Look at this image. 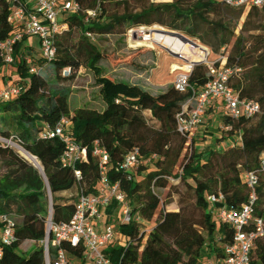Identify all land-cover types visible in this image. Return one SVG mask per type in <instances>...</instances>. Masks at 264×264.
I'll list each match as a JSON object with an SVG mask.
<instances>
[{
	"label": "trees",
	"instance_id": "obj_1",
	"mask_svg": "<svg viewBox=\"0 0 264 264\" xmlns=\"http://www.w3.org/2000/svg\"><path fill=\"white\" fill-rule=\"evenodd\" d=\"M98 1L94 17H87L85 10L94 9L97 0H76L81 10L63 15L67 27L55 38L51 62L46 63L26 37L14 46L11 64L4 66L0 58V70L11 68L22 85L18 96L0 102V137L18 143L40 162L43 171L42 177L11 147L0 143V214L11 217L15 236L11 246H0V264H44L40 242L45 233L48 193L52 220L67 222L80 195L97 194L101 176L99 160L93 154L95 148L107 153L108 182L119 185L132 211L144 221L114 224L129 241L109 246L106 254L113 264H201L206 254L219 257V246L230 243L232 235L227 226L213 220L207 197L221 195L229 209L239 208L248 195L240 175L255 169L259 156L264 154V6L244 9L225 6L219 0L159 4L136 0L140 2L138 10L131 11L130 0ZM109 1L125 10L106 14ZM8 16L9 4L0 0V41L17 29ZM152 25L179 31L207 47L210 54H224L226 67L240 69L230 76L228 85L240 99L254 100L260 107L249 118L222 117V129L230 128L223 130L227 139L239 136L240 144L223 151L200 152L193 147L192 138L188 147L185 137L177 131L176 115L189 93H179L173 85L151 95L137 85L103 78L99 80L102 110L70 108V89L60 82L72 80L80 67L99 73L98 63L104 59V52L90 40ZM75 30L79 36L74 42ZM26 58L31 59L33 72L25 64ZM66 70L69 73L62 76ZM209 80L204 64L194 66L188 77L194 90L202 89ZM145 113L150 114L155 125L149 124ZM62 118L71 123L74 141L86 150L85 161L75 167L80 172L79 180L72 169L60 164L64 143L57 137H40L43 126L54 128ZM133 150H138L141 157L155 155L151 167L131 172L119 169L125 155ZM173 177L179 178L177 186L168 182ZM262 189L264 173L256 188L255 212L260 217H264ZM73 190L75 196L71 199L62 197ZM163 190L164 198L159 194ZM171 190L178 194L177 207L168 209ZM115 208V202L107 208L106 223ZM24 242L36 245L26 257L18 253ZM67 250L81 254L79 249ZM254 251L253 264H264V241L257 240Z\"/></svg>",
	"mask_w": 264,
	"mask_h": 264
},
{
	"label": "built area",
	"instance_id": "obj_2",
	"mask_svg": "<svg viewBox=\"0 0 264 264\" xmlns=\"http://www.w3.org/2000/svg\"><path fill=\"white\" fill-rule=\"evenodd\" d=\"M6 1L9 4L8 21L17 29L10 37L0 41V58L3 65L7 66L13 62L14 46L24 37L35 38L41 58L46 63L51 62L55 57V38L67 27L63 21V15L78 13L81 10L80 4L76 0ZM219 1L232 8L249 9L264 6V0ZM98 2L97 0L94 9L85 10L87 17L96 15L99 9ZM137 29H129L126 32L128 45H138V42L143 41L142 31L139 34ZM87 36L90 35L87 34ZM204 51L205 56L199 62L207 67L210 80L202 89L194 90L188 83L189 74L194 67L192 62H186L183 67H176L172 81L176 91L182 94L189 93L176 115L177 131L185 137L186 145L191 143L202 116L215 102L221 103L223 117L232 120L240 117L249 118L260 111L256 101L240 99L228 85L230 76L238 73L240 69L226 67L225 59L222 57L216 62H210L206 58V48ZM216 63L218 65H215ZM25 64L30 67V72L34 71L30 58L25 59ZM66 72L69 73L68 70ZM21 91L22 85L19 82L6 83L0 89V98L2 101L11 100ZM71 129V123L62 118L54 128L43 126L40 137H57L64 143V149L59 158L60 164L64 168L72 169L75 178L79 180L80 172L75 167L76 164L85 161L86 150L74 141ZM229 129L228 126L223 128L224 131ZM240 142V137L237 136L235 141L226 147L232 148ZM93 154L99 160L101 176L97 194L80 195L75 203L73 214L67 222L55 223L52 220L51 200L47 190L49 207L44 222V237L40 242L44 264H113L106 254L109 246L114 242L124 245L129 240L115 229L112 222L144 223L143 219L132 211L119 185L108 182L105 174L107 153L100 148H95ZM155 158V155L141 157L138 150H133L125 155L119 169L123 172H131L139 167H148ZM262 173H264V154L259 156L255 169L240 175L241 183L247 189L248 195L246 201L237 209H229L223 203L221 195L207 197L213 217L227 226L232 236L230 243L219 246L221 256L206 254L201 264H253L256 241H264V217L258 216L255 212L258 200L256 188ZM112 202L116 203V208L109 216L110 221L106 223L108 218L106 210ZM147 230L148 228L145 231ZM14 242V223L10 216L0 214V246L9 247ZM67 247L81 250L80 256L68 251Z\"/></svg>",
	"mask_w": 264,
	"mask_h": 264
},
{
	"label": "rangeland",
	"instance_id": "obj_3",
	"mask_svg": "<svg viewBox=\"0 0 264 264\" xmlns=\"http://www.w3.org/2000/svg\"><path fill=\"white\" fill-rule=\"evenodd\" d=\"M172 1L173 0H147L148 3L151 2L155 4L170 3ZM139 4L140 2H137L136 0H130L128 9L131 11H137ZM106 10H107L106 14H111L114 13L115 11L122 12L123 10H125V7L122 5L117 7L114 5L112 1H109V3L106 5ZM242 21H243V17L241 18L236 28L235 31L236 33H238L239 31L240 24ZM155 26H157L161 30L174 31L159 25H152L149 27H139L138 29L137 28L136 29L139 31V34L140 31H142V36H144L146 32H148L151 29H154ZM174 32L182 34L179 31H174ZM78 36L79 35L75 30L72 34V39H73L72 41L75 42ZM184 36L190 39V37L186 35ZM27 40L29 41L30 44L33 43L35 44V47L37 46V40L35 38H28ZM90 41L93 44L99 46L100 50L104 52V59L99 61L98 63L99 73H95L93 70H89L84 67H80L77 70V72L74 74L75 76L72 80L60 82L61 86H66L69 87L70 89L69 104L71 109L90 108L98 111L102 110L104 104L100 94L102 85L99 83V80L103 78H107L112 81L128 82L130 84L141 87L151 95H157L162 91H164L168 86L172 85L175 68L183 67L186 62H190V60L187 57H185V55L171 54L169 50L160 47L156 44L149 45L147 43L142 44L141 42H138V45H134V46L128 45L126 42L125 34L124 35L116 34V35L99 36V37L96 36L94 40H90ZM205 48L207 53L206 58L210 62H216L220 57H222V55H224V54H220V56H214L209 53V49L207 47ZM221 51H222L221 53H224L223 51L225 50L222 49ZM61 75L66 76L67 72L63 71ZM17 81L19 80L17 79L16 74L11 68L2 67V69L0 70V84H2V86H4L6 83H10V82L15 83ZM1 88L2 87H0V89ZM4 101L5 102L9 101V99H5L2 101L0 98V102H4ZM212 112H213L212 109H210V111H206V116L209 117L210 114H213ZM216 115L218 121H221L222 116L220 111L218 113L216 112ZM144 116L150 125H155L154 122L150 119L149 113H145ZM209 129L211 128L205 127L201 131L202 134L201 135L199 134L197 138L193 139L194 141L193 147L195 146V144L201 145V149H198V151L200 152H203L204 149H208L210 146L209 143H211V141L219 143V142H223L228 138L227 133H224L222 128H217L216 131H218L219 135L223 136V138L220 139L219 141H216L217 138H215L216 136L214 134V130H209ZM196 131L194 132V134L196 133ZM0 143L5 146L11 147L13 149V147L4 140H2L1 137H0ZM12 143L22 148L18 143L13 141ZM190 146L191 145L189 144L188 147ZM226 148H227L226 146L225 147L223 146V148L217 146L214 147V149L217 151H223V149ZM151 165H149L148 167H151ZM168 182L172 186H177L179 183V178L177 177L168 178ZM163 193H166V190H163L161 193H159L162 198H164ZM74 196H75V190H73L72 192H67L62 194V197H64L67 200L71 199V197ZM177 199H178V194L174 190H171V197L168 198V200L171 203L168 205V209H173L177 207ZM260 199H261V207L264 208V189H262L261 191ZM213 220L216 223L218 222L215 219V217L213 218ZM35 248L36 245L34 243L24 242L21 245L20 249L18 250V253L21 256L26 257L31 252H33Z\"/></svg>",
	"mask_w": 264,
	"mask_h": 264
},
{
	"label": "bare ground",
	"instance_id": "obj_4",
	"mask_svg": "<svg viewBox=\"0 0 264 264\" xmlns=\"http://www.w3.org/2000/svg\"><path fill=\"white\" fill-rule=\"evenodd\" d=\"M162 31L164 30H161L160 28L155 26L154 29H151L148 32H146L147 34L144 35L143 41L140 42L142 44L147 43L149 45L156 44L175 54L185 55V57H187L190 60V62L199 61L201 58L205 56V51H204L205 47L200 46L199 48H193L190 44L186 43L184 40L176 36L166 34ZM7 143L11 145L13 149L16 151V153L26 162L39 169L41 168L40 162L30 153H28L27 151H25L24 149L20 148L18 145L10 141Z\"/></svg>",
	"mask_w": 264,
	"mask_h": 264
},
{
	"label": "crops",
	"instance_id": "obj_5",
	"mask_svg": "<svg viewBox=\"0 0 264 264\" xmlns=\"http://www.w3.org/2000/svg\"><path fill=\"white\" fill-rule=\"evenodd\" d=\"M31 46L35 47V44L32 43ZM202 47H204V46H202ZM0 87H2V84H0ZM210 109H212V111H213L212 113L213 114H210V116L207 117L206 116V112H205V114L201 118L200 124L198 125V127L196 129L197 131L194 134L193 139L197 138L199 134L201 135L202 134L201 131L205 127H210L211 129H209V130H214V134L216 136L215 138L221 137L219 135L218 131H216V129L217 128H222V120L221 121H218L216 112L218 113L220 111L221 116L223 117V114H222V105L219 102H215V103H213V105L210 108L207 109V111H210ZM207 120H209V121H207ZM234 141H235V138L234 137H231V138L226 139L223 142H219V143H216L214 141H211V143H209V145H210L209 148L208 149H204L203 152H207L210 149H214L215 146L223 148V146L225 147L229 143H232ZM204 144H206V143H204ZM194 148L198 151V149H201V145L200 144H198V145L195 144ZM112 224L114 225L116 223L115 222H112Z\"/></svg>",
	"mask_w": 264,
	"mask_h": 264
},
{
	"label": "water",
	"instance_id": "obj_6",
	"mask_svg": "<svg viewBox=\"0 0 264 264\" xmlns=\"http://www.w3.org/2000/svg\"><path fill=\"white\" fill-rule=\"evenodd\" d=\"M162 32H164V33H166V34H169V35L176 36V37H178V38L184 40L186 43L190 44L193 48H199V47L201 46V45L195 43L194 41H192V40L186 38L184 35H182V34H180V33H177V32H174V31H165V30L162 31ZM146 34H147V33H146ZM169 52H170L171 54L176 55L175 53H173V52H171V51H169ZM192 63H193L194 66L200 64L199 61H195V62H192ZM23 160H24V159H23ZM24 161H25V160H24ZM27 163H28V162H27ZM28 164H29V163H28ZM30 165H31V164H30ZM31 166L34 167V168L38 171V173L43 177L42 167L39 169V168H37V167H35V166H33V165H31Z\"/></svg>",
	"mask_w": 264,
	"mask_h": 264
}]
</instances>
